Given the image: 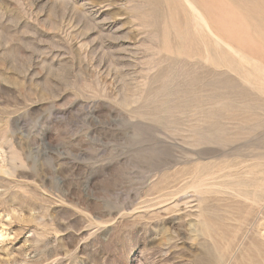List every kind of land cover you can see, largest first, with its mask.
<instances>
[{"label": "rangeland", "instance_id": "rangeland-1", "mask_svg": "<svg viewBox=\"0 0 264 264\" xmlns=\"http://www.w3.org/2000/svg\"><path fill=\"white\" fill-rule=\"evenodd\" d=\"M191 1L0 0V264H264V0Z\"/></svg>", "mask_w": 264, "mask_h": 264}, {"label": "bare ground", "instance_id": "bare-ground-1", "mask_svg": "<svg viewBox=\"0 0 264 264\" xmlns=\"http://www.w3.org/2000/svg\"><path fill=\"white\" fill-rule=\"evenodd\" d=\"M182 2L186 5V7H188L191 10L192 14L195 17V21L197 23V26L199 28H202V29H205L206 31H208V33H210L215 38L216 42L220 43L219 39L216 37V35L212 31L210 24L203 18L202 14L199 11L196 4L191 0H182ZM224 45H225V43H224ZM228 49L233 53L235 52L230 46H228ZM236 55H237V52H236ZM237 56L239 57V55H237ZM263 228H264V225H263ZM263 236H264V234H263Z\"/></svg>", "mask_w": 264, "mask_h": 264}]
</instances>
